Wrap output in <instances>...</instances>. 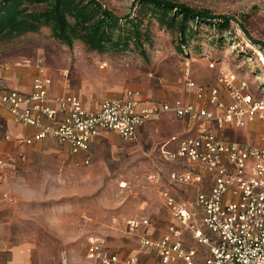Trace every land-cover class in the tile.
Here are the masks:
<instances>
[{
	"label": "rangeland",
	"instance_id": "1",
	"mask_svg": "<svg viewBox=\"0 0 264 264\" xmlns=\"http://www.w3.org/2000/svg\"><path fill=\"white\" fill-rule=\"evenodd\" d=\"M101 1L118 15H136L140 9L138 0ZM175 1L232 18L230 30L220 29L217 22L200 24L181 52L180 36L147 18L149 33L142 50L99 53L80 41L73 46L57 41L43 27L39 33L0 43V67L14 62L34 70L33 76L42 68L62 92L78 93L92 104L128 90L158 103L193 100L189 79L216 85L220 77L233 73L245 79L255 99L264 103V49L241 29L245 25L255 41L264 43V0ZM247 119L254 120L234 129L229 138L264 146V109L250 110ZM183 125L167 115L148 125L136 141L104 133L93 144L90 165L82 163L83 154L74 158L67 146L53 141L33 147L26 161L17 157L6 184L0 186L1 243L32 244L33 264H63L64 259L68 264H94L87 259V250L97 238L111 248L137 249L128 220L149 217L164 229L174 222L163 218L167 211L160 186L148 175L175 168L161 159L159 147L183 132ZM8 126L0 115V149L10 133ZM23 145L17 144L16 151H24ZM196 220L202 225L200 217Z\"/></svg>",
	"mask_w": 264,
	"mask_h": 264
},
{
	"label": "built area",
	"instance_id": "2",
	"mask_svg": "<svg viewBox=\"0 0 264 264\" xmlns=\"http://www.w3.org/2000/svg\"><path fill=\"white\" fill-rule=\"evenodd\" d=\"M50 83L41 68L31 92L0 90V106L16 122L38 129L21 143L32 145L51 138L67 145L73 155L86 154V164L91 163L94 139L104 131L136 141L142 126L165 115L187 125L184 132L173 134L159 147L161 159L175 168L148 175L151 183L160 186L167 217L174 222L157 238L138 237L141 253L126 257L113 251L104 239H92L89 261L145 264L144 257L156 252L160 264H264V146L228 136L253 122L247 119L250 110L264 109L245 79L229 73L218 84L207 86L189 79L187 87L198 103L177 99L145 106L139 93L128 90L104 98L95 110L87 109L76 94L60 97L58 107H52ZM18 156L21 161L27 159L25 151ZM9 160V155L0 153V185L7 178ZM159 225L149 217L127 221L131 234L142 229L157 232Z\"/></svg>",
	"mask_w": 264,
	"mask_h": 264
},
{
	"label": "trees",
	"instance_id": "3",
	"mask_svg": "<svg viewBox=\"0 0 264 264\" xmlns=\"http://www.w3.org/2000/svg\"><path fill=\"white\" fill-rule=\"evenodd\" d=\"M138 1L136 15H118L101 0H0V43L47 27L57 41L68 46L80 41L99 53L142 50L148 39L150 22L145 25V20L149 18L180 36L182 52L195 27L217 22L216 26L228 31L233 20L175 0ZM241 29L264 49V43L255 41L245 25L241 24Z\"/></svg>",
	"mask_w": 264,
	"mask_h": 264
},
{
	"label": "crops",
	"instance_id": "4",
	"mask_svg": "<svg viewBox=\"0 0 264 264\" xmlns=\"http://www.w3.org/2000/svg\"><path fill=\"white\" fill-rule=\"evenodd\" d=\"M33 74H34V70L25 69L21 66H17L14 62H9L6 65V67H4V69L0 67V81L3 82V83H1L2 88L0 90L1 91L19 90V91L24 92V93H29L32 91L34 78L36 77L35 75L33 76ZM48 77L50 78L49 75H48ZM125 92L126 91L121 93L119 96L123 95ZM189 93L191 94V96L194 99L193 100H186V101L198 103V101L194 97V94L190 90H189ZM68 94H76L79 97H81L83 99V101L85 103V107L87 109L95 110V109H98L101 105V102H99L97 104L88 103L78 93L71 92V91L62 92L61 89L57 85H53V82L51 81V83L49 85V103L52 107L57 108L58 107L57 100L60 97L68 95ZM142 101H143V105H145V106H152V105H155L158 103L157 101H154V100L147 101V100L142 99ZM167 101H169V100H167ZM0 115L5 117V119H7L9 121L8 127L10 130V133H7L5 135V141L2 142V147L4 149H0L1 154H6V155H9V157H10V160H9L10 163L6 169V174H7V178H8V173H9L10 167L12 166L11 162L16 161L17 157H19L18 156L19 152H18V150L16 151V145L20 144L21 140L35 135L38 132V129L35 127L25 126L21 123L16 122L15 119L10 114V112L5 107L0 106ZM165 116H167V115H165ZM165 116H163V117H165ZM163 117H161V118H163ZM160 119H158V120H160ZM158 120L151 121V122L145 124L144 126H142L139 129L138 137H140V135L143 133V131L147 128L148 125L154 124ZM183 127H184V129H186L187 125L184 123ZM107 132H114V131H104L97 138L94 139V141L91 145V151H90L91 163L93 160V154H92L93 144L96 142V140H98L101 136H103L104 133H107ZM114 133H116V132H114ZM116 134L119 136L118 133H116ZM7 136H10L11 138L8 139ZM47 141L56 142L57 144H60L63 147L67 146V145H65V144H63L57 140L49 138V139H46L44 141L34 143L32 145H26L25 144L21 148H23V150L27 153V158H28V156L31 157V152L33 151V147H35L41 143L47 142ZM70 154L74 158L81 157L80 156L81 154L80 155H73L71 152H70ZM83 155H84V159L82 160V163L86 164L85 163L86 154H83ZM90 164H86V165H90ZM7 178L0 186H4L6 184ZM163 218H168V217L165 214ZM162 229H164V228H161L157 232H153L152 230L142 229L140 232H138L136 234H132V236L136 240L137 247H138L137 249H134L132 251H127V250L117 249V248H111V249L113 251L119 253L123 257L141 253L139 242H138L137 238L143 234H148L149 236L157 238L160 236L161 231H163ZM33 247L34 246L32 244H29V243L17 244V245H10V244L8 245L7 243H1V232H0V264H33V259H32ZM144 262H145V264H160L159 258L157 256L156 252H152L149 255H146L144 257Z\"/></svg>",
	"mask_w": 264,
	"mask_h": 264
}]
</instances>
